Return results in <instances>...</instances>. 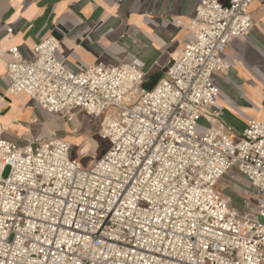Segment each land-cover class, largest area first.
Returning <instances> with one entry per match:
<instances>
[{"label": "built area", "instance_id": "built-area-1", "mask_svg": "<svg viewBox=\"0 0 264 264\" xmlns=\"http://www.w3.org/2000/svg\"><path fill=\"white\" fill-rule=\"evenodd\" d=\"M250 2L199 0L191 37L150 90L133 63L68 69L52 35L31 60L0 44L9 93L68 120L76 109L100 118L108 142L84 167L64 138L0 139V264H264V120L233 137L211 80L250 30ZM201 117L216 125L198 131ZM232 169L255 203L236 207L217 188Z\"/></svg>", "mask_w": 264, "mask_h": 264}, {"label": "crops", "instance_id": "crops-1", "mask_svg": "<svg viewBox=\"0 0 264 264\" xmlns=\"http://www.w3.org/2000/svg\"><path fill=\"white\" fill-rule=\"evenodd\" d=\"M198 2L0 0V44L17 46L21 56L31 60L35 43L52 35L60 45L55 55L68 69L78 71L97 62L133 63L144 72L141 87L150 90L164 77L168 61L178 55L191 37L186 23L194 16ZM249 10L253 21L250 30L231 39L222 54L229 68L211 76L223 107L221 119L230 127L233 137L248 120H264V0H251ZM6 71V59H2L0 139L23 146L55 136L65 138L69 131L75 133L80 129L84 111L76 109L71 121H67L25 93H9ZM75 115L79 116L77 121L73 120ZM89 117L91 121L98 119ZM209 124L216 125L201 117L198 131H205ZM77 138L83 143L81 135L70 140L74 144ZM224 177L236 180L229 182ZM243 183L245 179L234 169L218 182L236 207L241 206L242 193L249 191Z\"/></svg>", "mask_w": 264, "mask_h": 264}, {"label": "rangeland", "instance_id": "rangeland-1", "mask_svg": "<svg viewBox=\"0 0 264 264\" xmlns=\"http://www.w3.org/2000/svg\"><path fill=\"white\" fill-rule=\"evenodd\" d=\"M83 115H85V114L83 113ZM65 119H67V118H65ZM78 119H79V116L75 115L73 120L77 121ZM67 121H69V120H67ZM99 121H100V118L94 119L93 121H91V117L85 115V118L83 117L82 121L79 123L80 124L79 126H81L80 129H78L75 133L72 130V131H69L66 136L64 135L66 140L68 142H70V144L72 145V157L74 159H76L84 167H87L90 163H92L105 150V148L108 145L107 140H103L99 137V130H98ZM80 135L83 138L82 146H81V148L80 147L75 148L73 142L70 140V137L74 138V137H78ZM6 172H7V169L4 171L3 174L5 175ZM231 176H232V174H231ZM225 179L228 180L229 182L236 180V179L232 180L229 177H227ZM221 186L222 185L217 183V188H221ZM242 186H244V188L245 187L247 188L246 183H243ZM247 190H249V189L247 188L246 191ZM224 194H225L226 198H229V201H232L229 193H224ZM242 195L248 196V198H250L252 203L256 202V199L252 195L250 190L247 191L246 193H242Z\"/></svg>", "mask_w": 264, "mask_h": 264}, {"label": "bare ground", "instance_id": "bare-ground-1", "mask_svg": "<svg viewBox=\"0 0 264 264\" xmlns=\"http://www.w3.org/2000/svg\"><path fill=\"white\" fill-rule=\"evenodd\" d=\"M81 143H82V142H81V139H80V138H77V139H76V142L74 143V147H80V148H81V146H82Z\"/></svg>", "mask_w": 264, "mask_h": 264}]
</instances>
